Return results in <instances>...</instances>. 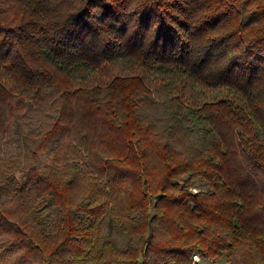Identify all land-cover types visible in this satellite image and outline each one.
<instances>
[{
    "label": "trees",
    "instance_id": "obj_1",
    "mask_svg": "<svg viewBox=\"0 0 264 264\" xmlns=\"http://www.w3.org/2000/svg\"><path fill=\"white\" fill-rule=\"evenodd\" d=\"M5 139L15 264H264V0H0Z\"/></svg>",
    "mask_w": 264,
    "mask_h": 264
},
{
    "label": "rangeland",
    "instance_id": "obj_2",
    "mask_svg": "<svg viewBox=\"0 0 264 264\" xmlns=\"http://www.w3.org/2000/svg\"><path fill=\"white\" fill-rule=\"evenodd\" d=\"M25 130L34 129L36 124L35 121L32 122L31 125H28L25 123L24 125ZM2 150L0 153V160L7 162L11 159L15 160L18 158V154L20 150L16 145L12 143V141H7L6 139L2 141ZM0 161V163H1ZM18 174V173H15ZM200 187L196 184L192 186V191L195 192ZM40 208L42 209L41 216L45 220L46 227L48 230H53L54 220L56 218V210L55 209H46L44 205H40ZM102 227V239L104 238H111L115 241L116 245L119 247H123L126 243V237L118 232L116 229L113 228L111 225L110 219L106 218L103 223L101 224ZM17 254V251L3 248V246H0V264H15L14 263V257ZM195 259V257H194ZM198 264H228L225 259H219L216 261H211L207 259H195Z\"/></svg>",
    "mask_w": 264,
    "mask_h": 264
},
{
    "label": "bare ground",
    "instance_id": "obj_3",
    "mask_svg": "<svg viewBox=\"0 0 264 264\" xmlns=\"http://www.w3.org/2000/svg\"><path fill=\"white\" fill-rule=\"evenodd\" d=\"M195 259L200 260V258L198 256H195Z\"/></svg>",
    "mask_w": 264,
    "mask_h": 264
}]
</instances>
